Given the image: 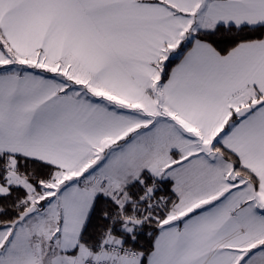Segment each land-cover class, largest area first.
<instances>
[{"label":"snow or ice","instance_id":"snow-or-ice-1","mask_svg":"<svg viewBox=\"0 0 264 264\" xmlns=\"http://www.w3.org/2000/svg\"><path fill=\"white\" fill-rule=\"evenodd\" d=\"M0 264H264V0H0Z\"/></svg>","mask_w":264,"mask_h":264}]
</instances>
